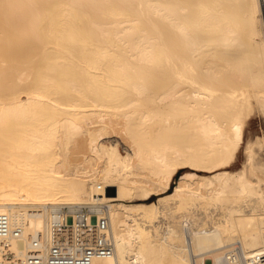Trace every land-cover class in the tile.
<instances>
[{
	"label": "bare ground",
	"instance_id": "obj_1",
	"mask_svg": "<svg viewBox=\"0 0 264 264\" xmlns=\"http://www.w3.org/2000/svg\"><path fill=\"white\" fill-rule=\"evenodd\" d=\"M256 114L264 0H0V264L78 252L80 204L109 219L92 264H264V131L229 170Z\"/></svg>",
	"mask_w": 264,
	"mask_h": 264
},
{
	"label": "built area",
	"instance_id": "obj_2",
	"mask_svg": "<svg viewBox=\"0 0 264 264\" xmlns=\"http://www.w3.org/2000/svg\"><path fill=\"white\" fill-rule=\"evenodd\" d=\"M60 215L55 228H72L77 231L78 252L69 251L62 241L52 245L45 257L40 252V245L35 243L28 264H92L95 257L113 254L114 245L108 235L110 225L106 215H99L91 205L84 204L64 206L60 209ZM95 232L98 236L92 238ZM20 234V229L11 226L9 217L0 213V237H18Z\"/></svg>",
	"mask_w": 264,
	"mask_h": 264
},
{
	"label": "rangeland",
	"instance_id": "obj_3",
	"mask_svg": "<svg viewBox=\"0 0 264 264\" xmlns=\"http://www.w3.org/2000/svg\"><path fill=\"white\" fill-rule=\"evenodd\" d=\"M263 131H264V119L262 118V116H260L259 114L258 115L256 114L254 117H251L248 119L246 126L243 130L242 140L239 142V149H238L237 156L235 157V159L231 163L229 170L237 171L244 166V164L246 162L247 141L254 139L255 137L261 135L263 133ZM115 139L116 138H113V140H115ZM122 146H123V144H121V150L123 152H125L124 151L125 149ZM254 150H255V154H254L252 163L254 166H259V165L264 163V150L262 147H260V145L258 143H256ZM186 170L187 169H182L176 173L175 179L172 182V189L176 186L180 177L182 176V174ZM114 192H115L114 188L108 189L109 194L113 195ZM156 200H158V197L154 196L149 201H156Z\"/></svg>",
	"mask_w": 264,
	"mask_h": 264
}]
</instances>
